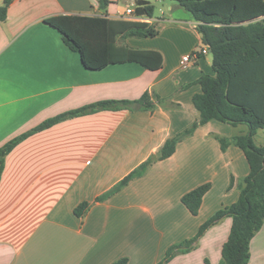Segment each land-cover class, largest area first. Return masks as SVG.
Wrapping results in <instances>:
<instances>
[{
    "label": "crops",
    "instance_id": "crops-1",
    "mask_svg": "<svg viewBox=\"0 0 264 264\" xmlns=\"http://www.w3.org/2000/svg\"><path fill=\"white\" fill-rule=\"evenodd\" d=\"M135 7L136 0H111L105 10L98 0H12L0 22V147L94 102L136 100L145 92L164 101H155L152 110H100L68 118L16 145L0 180V264H112L122 257L129 264H157L169 247L195 236L208 218L238 200L250 166L240 147L222 150L217 137L244 134L246 125L212 120L184 138L172 156L159 159L166 140L199 119L192 100L202 91L196 80L214 74L213 56L200 54L182 68V57L203 46L196 21L175 4L169 18L137 17ZM65 14L155 24L156 36L125 43L160 52L162 66L126 62L86 68L45 22ZM260 130L264 135L262 128L255 138ZM149 159L145 174L97 200ZM204 183L211 188L193 214L181 199ZM82 202L91 206L79 217L74 210ZM231 227L232 218L224 217L190 252L168 264H220ZM248 264H264V225L251 241Z\"/></svg>",
    "mask_w": 264,
    "mask_h": 264
},
{
    "label": "trees",
    "instance_id": "trees-1",
    "mask_svg": "<svg viewBox=\"0 0 264 264\" xmlns=\"http://www.w3.org/2000/svg\"><path fill=\"white\" fill-rule=\"evenodd\" d=\"M105 10L111 0H98ZM197 22L202 43L213 56L214 74L204 73L196 83L202 91L193 96V104L200 116L190 127L166 140L158 152L159 159L172 156L178 144L195 130L212 120L248 127L244 134L232 138L217 137L222 150L231 144L240 147L248 160L250 171L239 183L240 196L224 206L199 228L195 236L172 245L157 264H168L179 253H188L208 228L224 217L232 218V227L222 247L220 264H248L251 258V241L264 225V145L255 142V135L264 128V0H175ZM12 0L0 5V22L7 18ZM154 5L147 0H136L137 17L151 18ZM45 22L62 35L63 41L77 52L84 66L99 70L110 64L138 62L151 69L163 64L162 54L129 46L127 38H147L158 34L156 25L147 21L111 19L107 15H58ZM163 99L145 92L136 100H102L73 109L50 118L31 131L23 133L0 147V180L6 156L22 140L68 118L100 110L154 109ZM152 160L142 163L109 191L97 198L105 200L120 191L132 180L141 177ZM232 178V183H233ZM211 183H204L184 194L182 202L193 214H198ZM91 204L80 203L74 210L84 216ZM112 264H129L122 257Z\"/></svg>",
    "mask_w": 264,
    "mask_h": 264
},
{
    "label": "rangeland",
    "instance_id": "rangeland-1",
    "mask_svg": "<svg viewBox=\"0 0 264 264\" xmlns=\"http://www.w3.org/2000/svg\"><path fill=\"white\" fill-rule=\"evenodd\" d=\"M153 5H154V16L155 17H165V18H169V14H170V9L169 6H172L173 4L177 5V2L175 0H149ZM128 5L130 7H133V5H131L130 1L128 2ZM160 24V23H157ZM158 29H160V27H158ZM163 36H161V38L159 39L162 40ZM255 142L258 145H264V135L262 133V130H260V133L256 136L255 138Z\"/></svg>",
    "mask_w": 264,
    "mask_h": 264
},
{
    "label": "built area",
    "instance_id": "built-area-1",
    "mask_svg": "<svg viewBox=\"0 0 264 264\" xmlns=\"http://www.w3.org/2000/svg\"><path fill=\"white\" fill-rule=\"evenodd\" d=\"M127 14H132L133 13V10L132 9H127ZM196 26H197V22H196ZM209 47L206 46V45H203L201 48L195 50L194 52H192L191 54H187V55H184L182 57V60H181V67L182 68H186L190 65V63H192V61L194 59H196L200 54H204V53H207L209 52Z\"/></svg>",
    "mask_w": 264,
    "mask_h": 264
},
{
    "label": "water",
    "instance_id": "water-1",
    "mask_svg": "<svg viewBox=\"0 0 264 264\" xmlns=\"http://www.w3.org/2000/svg\"><path fill=\"white\" fill-rule=\"evenodd\" d=\"M155 157V156H154Z\"/></svg>",
    "mask_w": 264,
    "mask_h": 264
}]
</instances>
